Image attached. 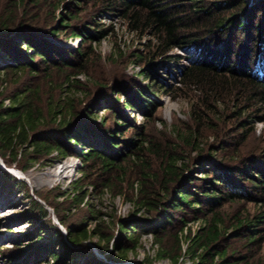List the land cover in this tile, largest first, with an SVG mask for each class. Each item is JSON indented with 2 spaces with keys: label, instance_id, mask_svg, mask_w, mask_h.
Instances as JSON below:
<instances>
[{
  "label": "trees",
  "instance_id": "obj_1",
  "mask_svg": "<svg viewBox=\"0 0 264 264\" xmlns=\"http://www.w3.org/2000/svg\"><path fill=\"white\" fill-rule=\"evenodd\" d=\"M60 1L0 0V49H4L10 57L9 61L0 63V155L7 165L14 164L26 170L35 163L45 164L53 157L75 154L82 161L81 174L86 175L89 169L96 170L98 179L94 185L100 191L109 189L113 194H122L136 205V210H150L152 217L146 221L132 217L118 218L116 235L109 249L111 235L106 231L108 224L104 226L98 222L88 228L80 223H69L67 215L54 204L58 219L65 226L66 236L81 246L77 249L69 247L61 229L49 222L44 228L53 233L49 244L59 243L64 248L63 251H56L47 247L52 257L50 264H64L73 259L77 251L86 254L82 264H119L97 256L88 245H84L85 239L96 235L94 243L99 251L109 259L124 260L129 251H136L141 245L143 232H151L156 243L155 254L142 258L145 264H154L153 259L161 257H167L170 264H178L184 253L191 258L187 264H263L259 251L264 240V208L251 213L243 206L233 209L226 206L241 199L264 201V158L261 156L250 155L234 162L217 159L212 150L224 148L223 145L227 144L225 139L203 153V141L198 139L197 129H184L179 124H173L171 128L175 140L168 138L160 141L146 135L140 140L123 137L121 140L128 147L125 151L108 153L94 145L83 150L74 147L82 140L81 130L101 134L99 130L103 128L94 126L88 109L78 108L73 94L63 93L66 81L68 89L73 91L84 86L77 73L86 72L83 58L93 48L90 43L86 52L79 47L61 46L51 39L50 36H56L62 29L64 17L59 16L61 20L57 25H52L46 17ZM96 2L98 11L113 10L126 16L133 29L152 28L155 36L152 45L156 50L149 54L148 62L162 56L173 46L197 48L196 58L181 70L183 75L180 80L195 90L197 98L221 103L222 97L214 93L227 87L228 77L245 79L252 88L249 96L255 97L251 104L253 111L262 109L263 113L257 119H264V76L257 77L251 68V62L259 56L255 50L257 44L264 43V0ZM43 7L46 10H42ZM258 11L260 16L252 15ZM77 12V9L69 8V19L77 17ZM65 25L72 27L71 32L79 33L83 38L101 37L107 29L97 28L96 32H91L85 26ZM232 27L243 31L249 40L242 39V50L238 55L241 60L236 67L228 64L229 60L217 62L206 54L214 52V33L219 31L227 36ZM23 42L26 43L25 48H22ZM247 54L251 62L246 59ZM141 60L136 58L138 63ZM52 71L63 76L62 82L58 85V95L48 92V98L43 103V83H36L34 79L47 78ZM9 74L14 76L10 78ZM146 75L151 74L147 72ZM9 82L17 84L7 90ZM233 90L238 96L245 88L240 85ZM127 103L148 107L154 104V100L148 91L137 88ZM198 105L200 103L191 108L197 122L201 117ZM245 106L250 105L239 106L236 114L241 116ZM248 133V130L243 131V138ZM101 139L105 145L114 148L120 144L110 134L102 133ZM181 142L196 149L197 159L207 163L203 166L204 176H195L189 171L178 145ZM154 157L159 159L157 167L152 165ZM130 169H135V180L128 174ZM2 180L16 184L23 182L0 165V182ZM124 181L129 183L131 192L123 188ZM73 185V192L65 199L68 198L70 204L79 205L86 192H82L79 179L74 180ZM43 198L47 201V196ZM33 202L45 212L44 205L36 198ZM194 218L202 219L199 226L194 230L190 227L184 230L188 221ZM105 221L102 218V222Z\"/></svg>",
  "mask_w": 264,
  "mask_h": 264
},
{
  "label": "rangeland",
  "instance_id": "obj_2",
  "mask_svg": "<svg viewBox=\"0 0 264 264\" xmlns=\"http://www.w3.org/2000/svg\"><path fill=\"white\" fill-rule=\"evenodd\" d=\"M176 1L188 3V0ZM97 5L96 0H85V2L62 0L53 12L46 15L52 25L59 24L61 20L59 16L64 17L62 29L56 36H50L57 44L72 48L79 47L86 52L89 51L90 43L92 44V51L83 58L86 72L77 73L84 86L73 91L68 89L66 81L63 85V93L73 94L79 109H88L91 113L89 118L94 126L103 128L99 130L101 134L115 136L120 142L114 148L103 143L100 133L81 130L82 140L74 145L76 149L83 150L89 145H94L108 153L125 151L128 147L125 146L124 141L122 142L123 137L140 140L146 135L160 141L168 138L175 140L171 128L173 124H179L184 129H197L198 139L203 141V153L218 146L221 140L225 139L227 144L223 145L224 148L212 150L217 159L234 162L242 157L248 158L250 155L264 158V119H257L263 110L253 111L254 106L251 104L254 103L255 97L249 96L252 88L245 79L228 77L227 87L214 93L221 96L223 102L203 101L195 96V90L191 86L184 85L180 81L183 75L181 70L196 58L197 48L188 45L187 47L186 45L173 46L162 56H157L152 62H148L147 57L156 50V47L152 45L155 39L152 28L146 27L141 31L133 29L126 16L113 10L98 11ZM69 8L78 10L77 17L69 19ZM42 10L46 8L43 7ZM252 15L260 16L259 11ZM65 23L80 28L85 26L91 32H96L97 28L107 29L101 37L83 38L81 34L71 32L72 27ZM230 30L227 36L222 32L221 34L219 31L215 32L214 40H212L214 52L206 54L217 62L229 60L228 64L235 66L238 60H241L238 55L242 50V39H248L243 31H236L233 27ZM25 47L26 43L23 42L22 48ZM255 50L259 55L258 58L251 62L247 54L246 59L251 62V68L257 77L259 75L262 77L264 76V43L260 46L257 44ZM5 55V50L0 49V63L10 60V57ZM136 58L142 59L141 62L138 63ZM147 72L151 75L147 76ZM49 74L47 78L34 79L36 83H43L41 84L43 103L48 98V92L53 96L58 95V85L63 78L57 71ZM13 76L14 74L8 75L10 78ZM14 84L17 83L9 82L7 90H10ZM240 85L245 90L237 96L233 88H238ZM137 88H143L149 92L154 100L152 106L127 103ZM198 103H200L198 106L201 113L199 122L191 111L192 106H197ZM243 104L250 106H245V112L239 116L236 113L240 110L239 106ZM245 130L249 133L243 138L242 132ZM178 145L180 150L182 149L180 152L184 155L183 160L188 165L189 171L195 176H204L203 168L205 167L203 166H207V163L197 159V150L182 142ZM0 159H3L1 155ZM158 163L159 159L154 157L153 167H157ZM11 166L15 165L11 164ZM81 166L82 161L75 154L53 157L45 164L35 163L26 170L21 169L25 176L20 172V168L17 169L18 167L15 166L14 170L22 176L18 177L23 180L21 183L16 184L10 180L0 182V264H50L52 257L47 247L56 251H63L64 248L59 243L49 244L53 233L44 229L49 222H53L61 229L69 247L77 249L81 246L66 236L65 226L59 221L53 208L54 204L67 215L66 220L69 223H80L81 226L88 228L94 227L98 222L104 226L108 224L106 231L111 235L108 240L109 249L116 235L118 218L132 217L139 221H146L152 217L150 210L145 208L136 210V205L126 196L119 193L113 194L109 189L100 191L94 185V181L98 179L95 176L96 170L89 169V172L83 175ZM128 174L132 180L136 179L135 169H130ZM76 179H79L82 184V192H86L79 205H74V202L70 204L69 199H65L73 192L75 188L73 181ZM122 184L126 192L132 191L129 183L124 181ZM61 191L65 193H59ZM45 196L47 201L43 198ZM33 198L44 205L45 212L39 209L38 204L33 202ZM226 206L230 209L243 206L252 213L264 208V201L241 199L229 202ZM102 218L106 221L102 222ZM201 221V218L189 220L184 230L187 227L194 230ZM140 239L141 245L136 251H129L124 260L109 259L104 252L99 251L94 243V240H97L96 235L85 239L84 245H88V248L97 256L108 261L119 264H145L142 258L146 255L152 257L155 254L156 243L153 241L151 232H143ZM183 244L186 245V240ZM76 253L73 259L64 261V264H82L86 254L79 251ZM259 254L264 264V240ZM190 261L191 258L184 253L180 256L178 264H187ZM153 262L154 264H170L167 257L154 258Z\"/></svg>",
  "mask_w": 264,
  "mask_h": 264
},
{
  "label": "water",
  "instance_id": "obj_3",
  "mask_svg": "<svg viewBox=\"0 0 264 264\" xmlns=\"http://www.w3.org/2000/svg\"><path fill=\"white\" fill-rule=\"evenodd\" d=\"M0 165H1L2 167H4L5 169H7L8 171H10L11 173L15 174L17 177H21V176H18V175L16 174V172H14V171L10 168V166L7 165V164L3 161V159H0ZM20 170H21V169H20Z\"/></svg>",
  "mask_w": 264,
  "mask_h": 264
},
{
  "label": "bare ground",
  "instance_id": "obj_4",
  "mask_svg": "<svg viewBox=\"0 0 264 264\" xmlns=\"http://www.w3.org/2000/svg\"><path fill=\"white\" fill-rule=\"evenodd\" d=\"M10 168L14 171V172H16L14 169H15V166H10ZM17 168V167H16ZM17 169H19V168H17ZM20 170V169H19ZM20 172L22 173V174H24L23 176H25V173L22 171V170H20ZM16 174L18 175V176H20L17 172H16ZM22 177V176H21Z\"/></svg>",
  "mask_w": 264,
  "mask_h": 264
}]
</instances>
